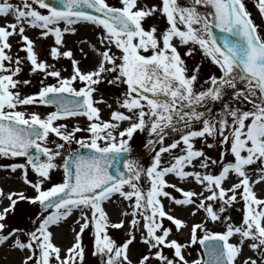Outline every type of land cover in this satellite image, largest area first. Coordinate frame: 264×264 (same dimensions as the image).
Here are the masks:
<instances>
[{"label": "snow or ice", "instance_id": "snow-or-ice-1", "mask_svg": "<svg viewBox=\"0 0 264 264\" xmlns=\"http://www.w3.org/2000/svg\"><path fill=\"white\" fill-rule=\"evenodd\" d=\"M256 4L264 18V0ZM157 13L165 17L167 26L159 32L156 25L145 29L142 22ZM8 16L12 20L0 24V157L24 158V162L0 167L20 170L35 195L5 194L0 189V196L9 201L0 209V246L21 252L20 264H83L82 233L91 227L92 254L100 264H151L153 258L162 264H264V197L253 187L264 183V28L254 22L244 0H159L147 5L141 0H119L118 5L108 0H0V17ZM81 23L98 29L100 47L91 45L98 56L93 70H82L72 50H62L64 35L75 34ZM26 28L39 29L42 38L54 36L50 57L70 59L69 76L38 57ZM213 28L221 34L215 35ZM14 35L20 37L25 57L11 54ZM174 41L185 48L184 56H192L198 48L220 74L208 76L198 90L200 65L189 74ZM25 60L30 73H42L43 79L39 91L22 95L20 86L31 83L17 78ZM49 77L55 83H46ZM101 82L125 86L107 120L97 106L106 103L103 95L94 96ZM226 89L232 90V102L214 113L209 105L221 101ZM245 102L249 109L239 106ZM37 104L54 105L55 110L45 116L27 111ZM80 116L88 121L84 128L60 122ZM138 130L148 133L144 147L153 153L146 167L131 156L129 141ZM81 131L88 135L77 138ZM169 133L177 137L167 143ZM197 139L208 148L219 147V159L196 147ZM73 142L89 151L77 149L64 156L65 144ZM216 167L219 171L213 173L210 169ZM29 168L35 181L28 177ZM58 168L63 170L60 182L43 187ZM230 174L237 181L225 188ZM169 175L195 182L203 191L181 187L169 181ZM116 195L122 198L121 215L131 217L121 243L110 236L109 228H122L126 221L112 223L103 206ZM238 196L244 202L242 223L210 231L206 221L220 222L225 205ZM164 198L191 208V216L201 210L205 216L189 225L166 210ZM24 200L41 209L28 230L6 223L17 202ZM74 211L79 212V230L73 229L74 242L62 249L54 243L50 227ZM165 219L176 232L188 228V238L184 242L171 238L173 227L165 226ZM137 238L147 251L134 261L130 246ZM196 244L203 253L188 259L187 249ZM245 247L254 255L245 256ZM165 248L171 249V256Z\"/></svg>", "mask_w": 264, "mask_h": 264}, {"label": "rangeland", "instance_id": "rangeland-1", "mask_svg": "<svg viewBox=\"0 0 264 264\" xmlns=\"http://www.w3.org/2000/svg\"><path fill=\"white\" fill-rule=\"evenodd\" d=\"M13 2H15V0H13ZM108 2L110 4H113V5L119 4V0H108ZM158 2H159V0H141V3L146 4V5L147 4H154V3H158ZM179 2L184 3V0H179ZM244 3H245L246 8L252 13L254 22L256 24L260 25L262 28H264V18H262L258 12L256 0H244ZM6 21H9V20H6ZM6 21L2 20V21H0V24H4ZM142 23H143V26L145 27V29H149L152 25H156L158 32L162 31L167 26V22H166L165 17L160 15L159 13L146 18ZM79 25L89 27L91 35L89 37H87L86 39H81V40L77 41L76 43H73L76 46H74L73 48H69V49L72 50L74 58L80 61L79 66L82 70H85V71L93 70L92 67H96V65H97L98 56L93 51L91 45L95 44L97 47H100V45L97 43V39H96L98 29H96L95 26H93L92 24H89V23H81ZM32 31L36 33L34 38L29 36L27 33L26 34L35 42V51L38 53V57L42 60H45L49 64H55L56 68L62 70L61 74L63 76H69L71 74V70H72L71 69V60L68 58H64V57L53 60L50 57V48L54 44V36L49 35L47 38H42L39 35V29L32 28ZM81 37H83V35H81ZM10 42L12 44L11 54L13 56H15V55H19L21 57L26 56V52L22 51L20 49V37L18 35L12 36L10 38ZM174 42L176 43L179 51L181 52V55L185 59V62L189 68V74H191V70L197 64L200 65V72L198 74V80L196 82V88L198 90L201 88L203 81L206 80L208 76H210L213 73H215L216 75L220 74L219 71L217 70V67L211 63L210 59L204 58L203 53L198 48L193 53L192 56H184L185 48L183 46H181L178 41H174ZM81 49H83V53L87 54L86 58L83 55V53L81 52ZM62 50H66L65 47L62 48ZM112 52L119 55V51L115 47H112ZM145 54H150V53H145ZM22 67H23V71L19 74V76L17 78L18 79H28L31 81V83L29 85H21L20 86V91H21L22 95H27V94H31V93L39 91V89L41 87L40 81H41V79H43V74L42 73H30L29 64H28L27 60H25ZM110 78L111 77H109V79ZM46 83H55V80H54V78L49 77L46 80ZM76 86L77 87L80 86L79 82H76ZM124 87L125 86H123V85H119V86L110 85L106 82H101L98 85V91H97V93L94 94V96L96 98H99V96L102 94L104 101H106V103H99L97 105L101 109V115H102L103 119H105V120L109 119L110 118V112L114 109H117L118 106L116 103V99L118 97H120L121 93L124 91ZM238 87H240V86H238ZM226 102L227 103L232 102V90L231 89H226L225 95L222 98V100L217 101L215 104H210L209 107H211L213 112L215 113V112H218L222 108L223 104ZM107 105H111V108H109ZM239 106L244 108V109H249L251 107V105L246 103V102L240 104ZM54 110H55L54 107L51 105H39V104L28 106V108H27V111L38 112L41 116H45L47 113L54 111ZM119 110L124 111V109H119ZM60 122L68 124L69 128H71L73 125H75L77 123H79L82 128L86 127L88 124V121H87L86 117H84V116H80L76 119H70V120L60 121ZM124 126H126V122L121 124V127H124ZM194 126L200 127L201 125L197 124ZM87 135H88V133L81 131V132L77 133V138H79L80 136H87ZM176 137H177L176 133H169V137L166 138V142L170 143L171 140L176 138ZM50 138L52 140H56L57 142H60L59 139L55 138L54 136H51ZM148 139H149V136H148V133L146 131L140 132L138 130L136 133H134L133 138L129 141V143L131 145V156L133 158L137 159L145 167L150 164L151 157L153 154L149 149L144 147V145ZM195 145L198 148H200V147L204 148V151L206 152L207 155H209V156H211L217 160L219 159V151H220L219 147L208 148L199 139L196 140ZM48 146L52 147L53 145L49 144ZM78 147L80 148V146L77 145L75 142H73L71 144H65L63 155L67 156V154L70 151L75 150ZM157 147H158V145H157ZM176 154H178V152ZM226 158L228 160L233 159V157L231 155H228V154H226ZM164 159H165V161H167L169 159V157L166 155L164 157ZM21 162H24V158L0 157V165H8V164H12V163H21ZM57 163L62 164L63 160L61 158H57ZM253 167H255V166H253ZM0 170H5V172L8 171L7 169L2 168V167H0ZM210 170L213 173H217L219 171V167L212 168ZM62 171H63L62 168H58L56 170H53L51 173V181L46 182L43 185V187L47 188V187H50L52 183L60 182V179L62 176ZM14 173L15 174L11 175L12 176L11 178H13V180H19L20 182H23V180L21 178V171L17 170ZM250 174H251V172H250ZM231 176H232L233 182L231 181L228 184V187H230V185L232 183L237 181V177L234 174H232ZM28 177L30 180H33V181H35L37 178L36 174L34 172H32L30 168H29V172H28ZM252 178L254 179L255 177L252 176ZM24 184H26V183H24ZM261 184L263 185L262 189L259 191H256V193L258 196L264 197V183H261ZM26 185L28 186V189L26 191H24V195L25 196L35 195L34 189L30 185H28V184H26ZM167 190L169 192H172L173 195H176V196L180 195L179 193L175 192L172 188H168ZM3 192L6 194V193H8V190H5V191L3 190ZM204 195H209V193L204 192ZM165 199H167V198H165ZM121 200H122V198L119 197V195H116L112 198L111 202L115 203V208H116L115 212L117 215L115 217V216H112L110 214L111 218H109L112 223L118 222L121 219H125V221H126L125 225L122 228H119V229L113 228V227L109 228L110 236L113 239H115L117 241V243H121V242H123L124 239L127 238V236H126V233L128 232L127 221L131 219L130 216L124 217L121 215V212L123 210ZM111 202H105L103 206H105V205L109 206L108 203H111ZM8 203H9V201L6 202L5 206H7ZM124 203L126 204V202H124ZM219 203H220L219 201L214 202V208H218ZM243 208H244V202L238 196V198L231 205H225V211L223 213H221L222 218H221L220 222H211L210 220L206 221L208 229L210 231H223L225 229L226 224L232 223L231 220L229 219V215L233 210L237 211L238 214L241 216V218H243ZM40 211L41 210L39 208V204H32V203L28 202L27 200L18 201L16 206H15L14 213H10L8 215V217L6 219V223H8L10 226L22 227V228H25L26 230H28L32 227L31 220ZM198 214H200V216H201V218L199 219V221H201L204 218L205 213L203 212V210H201ZM78 217H79V212L74 211L72 218H71V223L64 227L65 232H66L64 238L66 241H64L65 243L62 246L63 249L70 247L71 244L74 242V231H73V229H75L77 231L79 230V225L76 223ZM224 217H227L228 219L224 220L223 219ZM164 225L168 226V227H173V233L176 232L174 229V226L167 219L164 220ZM174 235L176 236L178 234H174ZM187 235H188V233H187ZM187 238H188V236H187ZM180 242H183V241L180 240ZM82 243H83L84 248H85L83 264H100L99 257L94 256L92 254L93 253V233H92L91 227L89 229H86L85 232L82 233ZM247 250H248V252L246 253L245 256L254 255V253L251 250H249L248 248H247ZM2 251L4 252V255L7 257L6 254H9L14 250L10 249L8 246H3ZM146 251H147L146 246L139 241V238H137V240L130 246V252L132 253L131 258L134 261L136 259H138L139 256L143 255ZM164 253L166 255L171 256V249L165 248ZM202 253L203 252L201 249V245L196 244V245H193L192 247H190L189 249H187L186 256L188 259H193V258H196L198 255H201ZM21 257H22V253H20L19 257H17L16 260L14 259L16 262L15 264H20ZM156 259L159 260L158 258H153L151 261L156 260ZM159 262H160V264H162L161 261H159ZM3 264H5L4 261H3Z\"/></svg>", "mask_w": 264, "mask_h": 264}, {"label": "bare ground", "instance_id": "bare-ground-1", "mask_svg": "<svg viewBox=\"0 0 264 264\" xmlns=\"http://www.w3.org/2000/svg\"><path fill=\"white\" fill-rule=\"evenodd\" d=\"M2 20L3 21L12 20V17L11 16L0 17V21H2ZM61 27H63V25H61ZM26 33L29 36L33 37V38L36 35V33L32 31V28H26ZM81 35H83V37H81ZM90 35H91V32H90V28L89 27L83 26V25H77V32L75 34L66 33L64 35V41H65L64 47H65V49L73 48L74 46H76L73 43H76L77 41H79L81 39H86ZM94 68L95 67H92V69H94ZM240 87H242V85H240ZM12 174H15V173L11 172L9 170L7 172H5V170H0V189H2L4 191L8 190V192H21L22 191L24 193V191H26L28 189V186L26 184H24L23 182H20L19 180H13V178H11ZM231 175L223 183V186L225 188H227L228 184L232 181V176ZM167 179L169 181L173 182V183H178L181 187L192 188V189H194V190H196L198 192L199 191H203L200 188V186L198 184H196L195 182L178 181L177 178L174 177L173 175H169L167 177ZM253 187H254L255 191H259V190L262 189L263 185L261 183H257ZM7 201H8V199L5 196H0V209H2L5 206ZM163 203L165 205L166 210L170 209L171 213L173 215H176L177 217H181V218L186 219L188 221L189 225H191L192 223L198 222L199 219L201 218L200 214H197L195 216H191L190 215L191 208H189L187 206L181 207V206H176L174 204H170L168 199H165V198L163 200ZM108 204H109V206L105 205L104 208H105L109 218H111L110 214L112 216L116 217L117 214L115 212L116 211L115 203L111 202V203H108ZM72 215L70 217L62 220L58 224L52 225L50 227V230L53 233V241H54V243H56L62 249H63L62 246L65 243L64 241H66L65 238H64L65 234H66L64 227L71 223ZM188 231H189L188 228H184L180 232L173 233L171 238H176L179 241L181 240V241L184 242L186 240L187 236H188L187 235ZM174 234H178V235L175 236ZM2 247L3 246H0V264H3V261L5 262V264H15L16 263L15 260L17 259V257H19L21 252L19 253V251H15L14 250L11 253L6 254L7 255V257H6L4 255V252L2 251ZM247 252H248V250L245 247L244 255H246ZM130 254H132V253L130 252ZM241 259H243V257H241Z\"/></svg>", "mask_w": 264, "mask_h": 264}, {"label": "water", "instance_id": "water-1", "mask_svg": "<svg viewBox=\"0 0 264 264\" xmlns=\"http://www.w3.org/2000/svg\"><path fill=\"white\" fill-rule=\"evenodd\" d=\"M50 2H55V0H50ZM213 32L215 35L219 36L221 34V30L220 29H216V28H213ZM54 106V105H52ZM55 107V106H54ZM80 152L82 153H87L89 150L87 148H83V149H79ZM125 158H127V154H125ZM121 167L123 168V164L121 163ZM230 219L231 221L236 224V225H239L241 224V218L240 216L237 214L236 211H232L231 214H230ZM203 249V248H202ZM151 264H160L158 261H153Z\"/></svg>", "mask_w": 264, "mask_h": 264}]
</instances>
